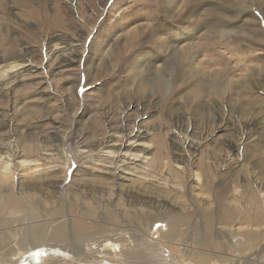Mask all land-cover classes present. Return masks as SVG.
I'll use <instances>...</instances> for the list:
<instances>
[{"label":"rangeland","instance_id":"rangeland-1","mask_svg":"<svg viewBox=\"0 0 264 264\" xmlns=\"http://www.w3.org/2000/svg\"><path fill=\"white\" fill-rule=\"evenodd\" d=\"M1 55L8 60L0 62V149L11 142L9 152L20 153L11 165L30 155L31 145L38 157H53L46 163L57 171L36 176L54 178L61 188L46 190L57 201L41 206H63V214L48 215L44 224L13 222L23 232L1 236L0 264H63L90 251L94 239H121L115 233L157 241L151 249L157 264H198V256L206 264H264V220L249 215L229 226L215 220L210 236L202 209L212 207L217 217L226 205L254 212L258 200L264 213V0H0ZM144 132L151 146L161 140L163 156L154 146L153 170L132 167L163 174L164 188L132 184L120 171L124 150L112 177L103 172L99 158L112 135L127 145ZM202 169L207 190L196 180ZM130 191L153 196L141 203L146 208L138 204L150 208L144 220L124 213L133 209ZM73 201L80 210L102 203L114 220L88 218L79 241ZM170 215L190 218L174 244L161 237ZM57 220L66 229L61 241L40 242L32 233ZM95 224L107 229L94 231Z\"/></svg>","mask_w":264,"mask_h":264},{"label":"bare ground","instance_id":"bare-ground-1","mask_svg":"<svg viewBox=\"0 0 264 264\" xmlns=\"http://www.w3.org/2000/svg\"><path fill=\"white\" fill-rule=\"evenodd\" d=\"M56 19H57V21H59L58 16H56ZM70 51L73 54L78 50L70 49ZM60 55L61 54H59L58 56H60ZM4 57H5L4 55L0 56V62L8 60L7 57L6 58H4ZM16 67H18V65H13L12 68H10V69H15ZM7 71L9 72L8 69L5 70V72H7ZM12 72L13 71H11L9 73L11 76H13ZM56 135H58V134H56ZM117 135L118 134L112 135L111 140L109 142H111L113 144H111L108 147V149L106 148L107 153L104 152L103 154L101 153L102 155H100L99 160L102 162V167L104 168L103 172H105L107 175H109V177H112V175L115 173V171L113 172V170L116 167V166H114V164H116V159H117L116 155L119 157L120 154L118 153V151L124 150V152L122 151L123 155H121V158H120L121 159L120 160V166L122 167V169H120V171L122 173H125L126 176L129 175L131 177L130 179L128 178V180L132 184H134V183H136L134 185L141 184V185H144V187H146L145 185H147V186H149V185L153 186L154 185V186H157L158 188H164V185L169 184L167 182V179L164 177L163 174H162V178L157 177L159 175L158 173H157L158 175L151 174L153 172L152 171L153 167H155L153 165L158 162V157H157V160L154 161V159L152 157H150V154H151V152H153L154 146L156 148V146L158 145V147H157L158 151L163 149V147L161 145L162 144L161 140H157V143H154L151 146L147 141L148 139L146 138L148 136V134L144 132V134H138L134 137H131L130 138V139H132L131 142H129V144L125 145V144H123L124 139L121 137L119 138V136H117ZM192 143H193V145H191V147H193L194 149H197L196 148L197 144H195L194 142H192ZM7 144H8V147L5 146V148H4L6 151L0 149V153H1L0 158H3V160L0 161V166H1V169H0V246H1V236L2 235H8V234L15 235V234H21L23 232L22 231L23 227L19 228V229L12 228L13 222H17L19 224H22V223L27 222L28 220H32V222H33V220L34 221L39 220L40 221L39 224H44L43 219L45 217L47 218L48 215H49V217H51V219L52 218L55 219V218H59L63 214V213L61 214V209H60L63 206L60 208L52 207L54 203L52 204V206L50 205V207L47 209L43 208L41 206V204L44 203V200L49 201L50 203L57 201V197H55V201L52 198H48V194H46V190H51L54 193H56L61 188V184L58 181H56L54 178L39 180L36 176L38 174L39 177H42V176H44V173H48L49 171H57L56 168L50 169L51 165L46 163V161H48V160L50 161L51 158H53V157L52 156L51 157L45 156L44 158L38 157V153H35L36 147L31 145L30 149H25L26 152H29L27 154H30V155H25L23 158H21L22 159L21 162L16 163V164L13 163L11 165V161L17 157H21V155H19L20 153H18L17 151H15L14 153L11 154L9 152L10 149H12V147H10L11 142H8ZM44 150H46V149L44 148ZM163 151H164V149H163ZM3 152H6L5 157L3 156ZM98 152H100V151H98ZM34 154H36L37 157H33ZM159 154H160V156H163L160 151L157 153V155H159ZM163 154H164V152H163ZM48 155H51V154H48ZM154 155H156V154H154ZM98 157H99V155H98ZM10 158H12V159H10ZM161 159H162V157H161ZM159 160H160V158H159ZM179 160L184 161L185 159L183 157H181ZM168 162H170V161H168ZM139 163L140 164L142 163L144 165L147 164V166L149 165L150 169L152 167V170H150V169L147 170L146 169L147 167L145 168V167H141V166L140 167H132V165L138 166ZM159 163H161V161ZM158 165L160 166V164H158ZM171 166H173V165H171ZM19 167H20V169L18 172ZM15 168H16V170H15ZM163 168H161V169H163ZM161 169H160V172H162ZM181 169H183V166L181 167ZM157 170L159 171L158 168H157ZM174 170H176V169L174 168ZM188 170H189V168H188ZM116 171H118V170H116ZM178 171H179V169H178ZM21 175H28L27 180L21 181ZM174 175H175V173H174ZM195 175H196V180L198 182H200L202 179L204 180V183L201 184V187L202 188L204 187L205 188L204 190H207V188H208L207 184L208 183H206V181H207L208 175L205 173V171H203V169L199 170L196 172ZM175 177H176V175H175ZM24 179H26V178H24ZM109 181L111 182V180H108V182ZM181 181L183 182L184 180L181 179ZM114 186H115V184H114ZM109 187H110V189L112 188L109 185L108 189H109ZM140 187L141 186H139V188ZM171 187H173V189L178 191V188H176L175 186L171 185ZM121 188H120V190L123 189V188L122 189ZM165 188L167 189V187H165ZM104 189H106V188L104 187ZM173 189H172V192H173ZM132 190H134V189H132ZM180 190H181V188H180ZM122 192L126 193V191L125 192L122 191ZM199 192H203V190H201ZM127 197H129V199L126 200V203L128 202L130 204L131 208H133L132 209L133 211L130 209L131 211H129V212L124 211V213L128 218H130V220L131 219L132 220H134V219L144 220L145 217H148L150 215L149 214V213H151L149 211L150 208L147 209V212H148L147 213L146 209H145L147 206L146 207L142 206V204L145 203L144 202V201H146L145 199H149L148 201L153 202V196L152 195L149 196V193H148L147 196L146 195L144 196L143 194H139V192L130 191ZM147 197H149V198H147ZM203 200L205 201V199H203ZM148 201L146 202L147 205L148 204L150 206L153 205V204H150V202H148ZM181 202H183V201H181ZM72 203H78V202L77 201L71 202V204H70L71 210L70 211L75 213L76 216H80L79 218L82 221V222L80 221V223H79L80 225L76 224V226L74 225V227H73L74 234L79 241L86 239L85 233L83 231L87 228H90V226L88 227V222H87L88 218L96 220V219H101L103 217H105V218L114 217V215H115V214L109 212L106 208L104 210L102 208V207H104V204H102V203H100L101 206L98 203L97 204H93V203L87 204L88 206L86 207V209L83 207L85 210H83V208L81 210L78 209L77 206L75 207V204H72ZM240 203H243V201H240ZM124 204H125V202H124ZM138 204H141V208L145 207L144 208L145 210L139 208ZM163 204L167 205L168 204L167 200L163 201ZM183 205H184V203H183ZM254 205H255V211L254 212H253V208H250V209L248 208V210H247V209H243V208H238L237 206H233V205H226L223 207L222 212L218 215V217L216 216L215 211L212 209V207L211 208L210 207H202V209L205 210L204 211V215H205L204 231H205V233L209 234L210 236L214 233L213 229H214V221L215 220H218L219 222L227 224L228 226H229V224H233L235 222H242V223L245 222V219L249 215H250V218L253 217L254 218L253 220H255L256 222L263 221L264 220V213L261 211L260 202L258 200H255ZM29 206L31 207L30 210H29ZM78 207H80V205ZM111 210H112V208H111ZM120 210H121V208H120ZM159 211L161 212V210H159ZM157 212H158V210H157ZM171 212H173V211H171ZM192 212L193 211H191V213ZM120 213H121V211H120ZM189 213L187 211L188 216H190ZM81 215H84V216H81ZM116 215L118 216V214H116ZM121 215H122V213H121ZM188 216L171 217V215H170L171 219L166 220V221H168L169 228L166 232L161 233V237L163 238V240H165L167 243L172 242V244H174L173 242L177 239V236L181 232L180 226L183 224H186V223H188V225L190 224L189 223L190 218ZM161 218H162V216H161ZM110 219L114 220V218H110ZM109 220H107V221H109ZM164 220H165V218H164ZM162 222H164V221H162ZM55 223L56 224L54 226H53V223H51L50 229H48V231L46 229L45 230L40 229L39 231H37L36 228H34L32 230L33 231L32 233H36L37 238H38V240H40V242L43 241L44 238H46L48 240L50 239L52 241L53 240L61 241V239H63L66 236L65 224L58 222V220ZM191 224H192V221H191ZM106 226L107 225L96 226V224H95V225H93L92 228L94 229V231H100V230L107 229ZM224 226H226V225H224ZM26 231H30V230H26ZM26 231L24 233H26ZM121 234L115 233V235L121 236V239H119V237L115 238V237H109L107 235L98 238V240L94 239V240H92L91 243L89 242L91 245L88 246L87 249L89 248L90 251H87L86 253H84L85 255H82L79 257L78 256L77 257L66 256L65 259H68L69 261L64 260L62 263L63 264H157L156 261L153 260V258H155V256L151 252L152 251L151 249H153L155 247H159L157 241H155V240L147 241V239L146 240L139 239V236H132L131 238H124L123 237L124 239H122ZM250 235L251 234L249 232H244L242 234L243 237H247V238H249ZM251 240H253V239H251ZM2 246H1V248H2ZM155 255H156V253H155ZM160 255H162V254H160ZM236 259H233V260H236ZM195 261L198 264H206L207 263L206 258L203 256H198ZM247 262H245V264H247ZM40 264H45V263H40Z\"/></svg>","mask_w":264,"mask_h":264}]
</instances>
